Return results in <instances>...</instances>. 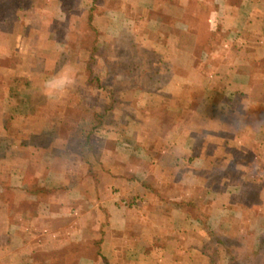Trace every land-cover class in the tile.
Wrapping results in <instances>:
<instances>
[{
  "label": "crops",
  "instance_id": "crops-1",
  "mask_svg": "<svg viewBox=\"0 0 264 264\" xmlns=\"http://www.w3.org/2000/svg\"><path fill=\"white\" fill-rule=\"evenodd\" d=\"M120 1L103 5L96 26L103 38L93 53L82 17L69 23L55 3L20 18L25 27L3 29L0 264H190L183 258H209L199 234L192 233L197 219L183 201L196 191L212 193L197 179L212 158L203 146H218L209 135L220 131L201 123L196 84L208 79L200 70L212 66L206 51L214 42L215 49L233 52L234 63H215L223 66L217 76L231 98H253L255 117L244 105L240 116L247 115L239 126L255 127V143L262 139L264 0H200L207 8L193 16L184 13L188 0H174V10L164 11ZM186 37L197 51L190 64ZM90 57L92 73L86 70ZM61 71L71 73L74 86L61 98H49L43 82ZM235 135L229 144L246 145ZM8 194L15 201L10 207ZM202 204L204 220H211L218 236L232 205L207 199ZM71 243L74 254L67 250Z\"/></svg>",
  "mask_w": 264,
  "mask_h": 264
},
{
  "label": "rangeland",
  "instance_id": "rangeland-1",
  "mask_svg": "<svg viewBox=\"0 0 264 264\" xmlns=\"http://www.w3.org/2000/svg\"><path fill=\"white\" fill-rule=\"evenodd\" d=\"M99 1L106 2L107 4L113 2L116 5H122V1L120 0H97L98 3ZM131 1L136 2V4L138 5L137 9L140 10H142L143 7L147 9L151 8V10L156 7V9L159 11H164L165 9L174 10L175 8V6L172 5L174 3V0ZM232 1L233 0H231V2ZM187 2L188 4L185 7L184 13H188L191 16H193V13H195L196 11L199 12L200 10V12H202L207 8V6H204L205 3L200 0H188ZM51 3H55V10L58 6L60 13L64 14L60 9V0H35L33 7L26 5L24 8H20L19 6L15 5L10 7L11 12H8L5 16L7 18L6 21L10 23L9 26H4L6 27L5 29L18 30L19 26L25 27L26 25L20 20V18H24L31 12H34V14H36V12L48 10V5ZM215 3L218 2L215 0ZM9 4L10 2L7 3L5 2V0H0L1 11L4 12ZM90 4L91 0H80V5L83 8H86ZM189 15H186V17H188ZM95 25H99L98 21H95ZM90 27L93 28L91 25H88V23H86L85 30H82L88 39V44L90 40L88 36L91 31ZM2 34H6V32L0 30V36ZM174 35L176 34L174 33ZM102 38L103 35L100 32L98 39L100 40ZM202 39L203 36L202 34H200L197 43L200 42L201 44ZM184 41V54H187L189 56L187 62L188 64H190L192 61V52L197 54V51H192L191 38L186 37L184 38ZM221 41L222 39L220 40V43ZM215 45L216 42H214L206 51L207 53H209L208 55L211 54V60L213 64L212 66H206L205 70H200L206 72L208 79H202L203 77H200L201 79L199 78V80L197 81L196 85L199 90L195 92L194 101L195 103L200 105L199 112H201V123L205 122L206 125L211 122L209 123V127H220V131H217V133L210 132L214 135H209V137H211L212 139L216 138L213 144H216L218 146H203V150L207 152V156L209 157V155H211L212 158L210 157L211 160L208 159L207 161H205V168H203V170H200L201 174L198 175L197 179L202 188H206L209 186L210 192L212 193L209 194L201 193V191H196L191 193V197L186 196L183 200L185 204V211L193 215L195 219H197V222L195 224L196 226L193 228L192 233H194V235L195 233L199 234V236L195 235V237L197 238L196 240L199 239L201 248L208 251L209 258L203 259V257L201 258L199 256V259H197V257H194L189 259L183 258V260L185 263L186 261H188L190 264H219V262L220 264H264V135L262 134V139L259 135L257 137V143H255L257 136L255 127H245L240 130L239 123L245 117V115L249 114V118L255 117L250 113L254 110L252 106H250V102L254 103L253 98L248 97L247 100H244L245 97L240 96H234L233 98H231L232 92L227 93L223 90L224 88L227 89V87L224 86L225 81H223V78L221 76H217L218 73L222 71L223 66H215V63H224L225 61L234 63V53L231 52L230 55L225 54L224 51L220 50L221 47L215 49ZM121 54L125 59H127V55H130L127 51H123ZM194 56L198 57L196 55ZM152 57L154 58L155 56L152 55ZM204 57L208 58V56L205 55ZM193 60H195V58H193ZM184 67V72H187V69L190 68L188 65H185ZM207 69L211 72L207 73ZM93 70L94 68L92 67V71ZM164 72L168 74L170 73V71L165 70ZM187 74L188 73H186V75ZM200 74L201 76L203 75L202 72H200ZM237 78H239L237 79L238 81L241 79V77H239V74ZM82 89L85 90L86 88ZM86 93L87 96H90L89 92L86 91ZM89 96L85 100L89 103H92L94 101V98ZM147 102L150 103L149 101ZM186 102L187 99L185 100V104ZM244 105L245 107H247L248 112L247 114L240 116V108L244 107ZM207 113H210L212 115H209ZM90 115L91 114H88L86 116ZM163 116H165V121L168 122L169 114L166 116L165 113ZM89 120H91L90 117ZM226 120L231 123L229 125L227 123L228 131L224 126V123L227 122ZM235 122L237 124H235ZM231 125H235L232 127H235L236 133L234 134H236L235 137L237 138V140L245 141L246 145L240 146L239 144H237L233 146L232 144L228 143L234 135V129L231 128ZM222 127L224 129H222ZM201 138L204 139L203 142H207L208 140H210L208 139V135L206 134H204V136H201ZM225 156H228V158H230L229 162H224L222 160ZM210 170H212L211 173L214 172L215 174V176H212V178L209 177V174H207V171L209 172ZM223 172H225L226 174H224ZM194 179L195 177L193 178V180ZM223 189H226V193H222ZM205 199H207L208 201L214 200L216 202L222 201L223 205L225 203H228L229 201V204L232 205V212L231 216L228 217V223H224L223 221L219 222L221 228L218 230V236H216V234L213 232L214 225L212 224L211 220H204L206 212L205 206L202 203L203 201H205ZM8 200V206H13L15 201H13V198H11V194H8ZM215 219L212 216V220L215 221ZM209 237H211L214 242H208L205 240ZM74 246L75 244L71 243L67 249L71 251L72 254L74 253L71 247ZM91 250L92 249H88L89 254L93 253Z\"/></svg>",
  "mask_w": 264,
  "mask_h": 264
},
{
  "label": "trees",
  "instance_id": "trees-1",
  "mask_svg": "<svg viewBox=\"0 0 264 264\" xmlns=\"http://www.w3.org/2000/svg\"><path fill=\"white\" fill-rule=\"evenodd\" d=\"M5 2H10V4L4 12H2L0 8V30H3L6 28L4 26H9L10 24L8 21H6L7 18L5 17L8 12H11L10 7L15 5L19 6L20 8H24L26 5L33 7L35 0H5ZM97 3V0H91V4L86 8H83L80 5V0H60V9L66 15L65 17L69 23L74 24L76 21H79L80 17H82L81 19H83L85 23H88V25L93 27H90L91 31L88 35L90 40L87 46V48L93 49L92 53L95 52L96 42L100 35V32L95 25V21H97V18H101V16L104 14L103 5L107 4L106 2L102 1H99L98 4ZM90 58L91 60L89 61V65L91 66L87 67L86 70L87 72L89 71V73H92V67L94 66L95 62L93 57ZM167 115L168 114L166 113V116Z\"/></svg>",
  "mask_w": 264,
  "mask_h": 264
},
{
  "label": "clouds",
  "instance_id": "clouds-1",
  "mask_svg": "<svg viewBox=\"0 0 264 264\" xmlns=\"http://www.w3.org/2000/svg\"><path fill=\"white\" fill-rule=\"evenodd\" d=\"M74 78L70 72L61 71L43 82V91L49 98H61L74 86Z\"/></svg>",
  "mask_w": 264,
  "mask_h": 264
}]
</instances>
